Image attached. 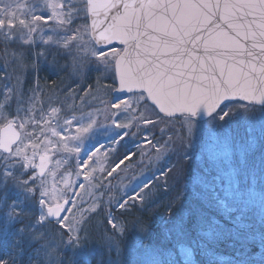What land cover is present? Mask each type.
<instances>
[{
	"label": "snow or ice",
	"instance_id": "1",
	"mask_svg": "<svg viewBox=\"0 0 264 264\" xmlns=\"http://www.w3.org/2000/svg\"><path fill=\"white\" fill-rule=\"evenodd\" d=\"M18 7L19 14L7 10L0 0V44L9 55L13 54L9 49L14 48L18 57L14 63H27L29 57L33 61L46 58L45 50L37 51V46H54L66 59H71L77 74L90 65H95L101 74L94 86H85L83 96L87 99L81 100V104L101 100L103 107L93 106L94 110L80 119L71 113L82 109L67 106L59 98L56 102L62 107L52 106L46 110L38 98L40 89H25L19 75L14 85L4 86L0 119L7 116L8 124L0 133L3 141L0 143V216L5 218L0 233L7 237L10 230L15 229L14 246L22 249L25 241L35 245L37 258L42 251L51 254L44 241L54 237L56 243L52 247L57 259L52 264H76L59 259L60 253L79 249L90 218H95L92 214L105 211L109 247L119 253L118 242L127 231V215L151 201L152 192L145 189L152 181L146 179L136 186H125L122 192L120 185H113L117 189V199L110 196L103 207L93 202L81 208L74 199L79 193L72 179L61 181L62 187H58L56 173H48L47 161L41 162L40 155H29L26 149L18 146L17 131L30 120L42 126L44 123L55 125L50 131L63 144L48 140L51 150L59 148L68 154V160L74 158L79 171L70 175L83 176V181L95 188L103 177L119 180L124 171L122 165L126 167V162L137 155L133 151L118 158V148L112 145L120 147L126 138L141 135L145 143L152 144L157 159L176 147L171 136L163 144L160 140L153 143L144 132L142 125H167V120L153 118L159 114L167 118L178 116L182 128L187 130L180 142L184 152L181 160H197L195 138L200 123L209 125L215 133L217 127H224L235 116L249 112L250 106L260 105L264 111V0H79V5L71 0H25ZM80 19L85 22L74 23ZM109 73L115 77L114 85L102 83V78ZM113 93L124 95L109 99ZM232 107L237 112L234 113ZM62 108L63 120L60 119ZM37 113L41 117L38 121L35 119ZM97 114L103 117L99 124ZM98 128H102L110 140L108 147L104 142L91 143L92 138L99 135ZM146 151L142 148L141 154ZM109 153L116 155L109 158ZM102 159H109L107 168ZM173 171L165 165L158 170L157 176ZM247 171V162L242 159L241 172ZM183 173V168L176 170L177 175ZM218 179L220 187L216 186ZM252 179L256 180L254 174ZM185 180V193L192 191L194 197L202 194L214 197L224 186V177L219 173L205 181L204 193H197L192 181L187 177ZM70 183L74 187H69ZM112 187L108 188L109 192ZM12 188L22 198L11 200L9 190ZM79 188L84 191V183H80ZM228 188L231 208L237 213L233 219L238 235L246 227L244 207H258L264 216V162L254 188L241 189L231 178ZM116 210L120 211L119 217L113 214ZM166 212H173L171 203ZM205 227L207 234L217 239L231 234V230L212 221ZM150 236V232L146 233V238ZM259 242L264 248V223ZM195 246L200 247L199 243ZM181 251L184 264H193L192 249L182 247ZM206 255L207 264H221L215 256ZM0 264H17V260L13 258L10 262L0 257ZM152 264H162V261L154 259ZM228 264L254 262L240 254ZM259 264H264V255Z\"/></svg>",
	"mask_w": 264,
	"mask_h": 264
},
{
	"label": "rangeland",
	"instance_id": "2",
	"mask_svg": "<svg viewBox=\"0 0 264 264\" xmlns=\"http://www.w3.org/2000/svg\"><path fill=\"white\" fill-rule=\"evenodd\" d=\"M5 8L9 11H16L19 14V5L24 3L25 0H3ZM73 4L79 5V0H71ZM84 19L75 21L74 23H84ZM18 47V46H16ZM3 44H0V61L4 56H9L12 69L15 74L11 77L12 85L16 82V77L19 75L23 81L24 88H39L38 98L43 102V106L46 110H50L52 106L62 107L60 103L56 100L59 98L67 106H74L76 109H82L80 111H75L71 113L75 115L78 119L85 116L86 113L92 112L94 107H103L101 100H88L86 105L81 104V100L87 99L83 96V89L85 86H94L100 73L96 71L95 65H90L83 73L77 74L74 70L72 61L70 58H65L62 51L54 46L38 45L37 51L45 50L46 58L41 57L38 60L33 61L29 57L27 63H14L18 60V57L14 53V48H10L9 52L12 55L5 53ZM35 63L36 67L33 68L32 64ZM3 63L0 62V67ZM23 69V73H21ZM13 75V74H12ZM11 75V76H12ZM61 79L62 86H55L54 89L49 90L47 85L51 80ZM77 81L79 83H77ZM102 83L106 85H114L116 83L115 77L112 73L107 74L102 78ZM30 85V87H29ZM71 89L69 92L68 90ZM49 90V91H48ZM95 91V87H93ZM115 93L112 94L109 99L113 98ZM71 97V98H69ZM79 97V99H77ZM51 98V103L49 100ZM231 106V105H230ZM40 107L39 105L37 106ZM251 110L245 115L235 116L231 122H229L224 127H217L215 133L211 131V127L205 123H200L198 125V132L195 138V155L197 160L184 159L181 160V156L184 155L183 150L180 147L181 138L187 135V130L182 128L181 120L179 118H164L161 115L153 117L154 119H165L168 121L167 125L161 124L159 127L155 125H142L144 132L148 133V139L155 143L157 140H166L169 136L173 138L176 143V147L170 149L169 152L163 157L157 159L155 149H153L152 144L145 143L144 137L137 135L136 137H128L125 141L121 142L120 147L112 145L113 148H118V154L123 151V155L135 151L137 155L133 157L132 160L126 162V167L122 165L123 174L120 176L119 180H115L110 177H103L99 184L95 188L88 185L87 182L83 181V176L77 178L74 174H70L79 171L73 161L74 158L68 160V154L63 153L57 148L52 151V145L47 143L48 140H52L53 143L62 146L63 141L56 136H53L50 129L55 125L44 123L43 126L39 123H33L31 120L23 127L18 129L22 134V139L19 143L20 148L26 149L29 155L36 153L42 157L41 162L47 161L51 163V168L48 173L55 172V179L57 181V186L62 187L60 183L63 180H73L77 184L76 192L79 193L78 196L74 197L76 203L81 208H87L91 203L96 202L101 204V207L107 204L108 198L111 196L113 200L118 198L117 189L112 187L113 185H120V191L125 190V186L133 187L141 184L143 181L151 180L148 189L145 191H151L153 194V185L158 188V182H167L170 185H181L182 194H185V177L192 181L193 187L197 193H204L205 181L210 180L212 177L217 176L219 173L224 177L223 187L213 197L212 194L200 195L199 198L207 199L211 198L212 201H218L220 205L219 208L225 210L224 212L228 215L230 219V224L228 227L221 226L225 230H231L230 238L240 239V242L245 246L246 241L250 243H259L261 233L256 230L257 235L250 237H245L240 234H236L235 221L233 217L237 214L234 209L231 208L232 199L229 195L228 181L229 178L236 181L237 186L241 189L247 190L250 186L253 188L259 181V172L262 162H264V111L261 107L250 106ZM115 111V110H113ZM232 111L235 113L237 109L232 107ZM65 118V113L62 108L60 119ZM102 114H97L98 124L99 120L102 119ZM5 125L0 126V130L8 124L7 116H5ZM35 119L38 121L41 119L39 113H37ZM109 123H111L109 121ZM220 125H224V122H220ZM163 129V131H161ZM97 131L99 135L92 138L91 143L95 145L97 142H104L105 147H108L111 143L107 138L106 134L103 133L102 128H98ZM119 131V130H116ZM227 137V139H225ZM139 143V147L137 146ZM244 145V146H243ZM146 149L145 154H141V150ZM104 149H101L103 152ZM46 154V155H45ZM81 156L84 155L82 152ZM116 155L115 153H109V158ZM100 157V153L97 154ZM95 159V158H94ZM242 159L247 162L248 171L246 173L241 172V161ZM65 160L68 163L65 164ZM101 162L104 164L105 168L109 166V159H102ZM74 164V168L71 169V165ZM167 165L174 169L173 172L167 173V175L157 176L158 170H162L164 166ZM91 167V165H89ZM70 168V170H69ZM183 168L184 173L182 175H177L176 170ZM87 172V169H84ZM253 174L256 180L252 179ZM100 175V174H96ZM117 174L114 173L113 177ZM46 178L51 179L50 176ZM158 181V182H157ZM84 183L85 190L81 191L79 184ZM95 183V181H93ZM221 181L218 179L216 186L220 187ZM69 187H74V184L70 183ZM112 187V191L109 192L108 188ZM65 194L68 193V189H64ZM157 191V190H156ZM192 193V191H188ZM153 197V195H152ZM205 197V198H204ZM18 198H22L18 196ZM82 198V199H81ZM209 200V199H208ZM215 204V203H213ZM73 212L76 211L75 208L72 209ZM99 212V210H98ZM107 215V211L104 214H92L95 218H90L83 237V244L79 249L62 251L60 253L59 259H63L65 262L75 261L76 264H116L117 261L120 264H152V261L160 260L162 264H184V256L181 251L182 247H188L187 242L177 243L171 247L169 250H161L152 246L151 243L142 244V237L139 235L138 238L131 243H127L123 240L119 241V253L114 251L109 247V232L107 225H105L104 218ZM4 217L0 216V226L4 223ZM260 224L264 222V216H262L259 208H253L251 206L243 208V223H249L253 225L256 220ZM97 227V233L95 237L96 230L92 226ZM261 225V224H260ZM23 227V225H20ZM132 229L129 226L127 231L134 233L137 230H142L145 236L147 228L145 226L138 227V224L133 223ZM255 227H259L255 225ZM146 228V229H145ZM138 230V231H139ZM99 231V232H98ZM242 231V230H241ZM141 232L139 231V234ZM15 235V229L10 230V234L4 237L0 233V252L5 250L4 247L7 246V251L10 253L12 258H20L22 260L25 252H29L28 264H52L54 260L57 259L55 255V248L52 247L56 243L55 238L51 240H45L44 244L50 251V255L46 252H41L40 256L37 258L35 256V245L29 244L27 241L23 242L22 249L14 246L13 238ZM136 237V236H135ZM207 242L221 244L224 241V237L215 238L213 235H208L207 232L202 235ZM5 239L7 242H5ZM19 238H17L18 240ZM5 242V243H4ZM124 243L125 245H122ZM174 243V242H173ZM137 248V249H136ZM210 251L209 246L206 248ZM193 251V250H192ZM240 249L238 250V255H240ZM221 262L227 261L226 258L219 257ZM231 261V260H229ZM228 261V262H229ZM193 263H194V253H193ZM18 264V262H17ZM257 264V263H256Z\"/></svg>",
	"mask_w": 264,
	"mask_h": 264
},
{
	"label": "trees",
	"instance_id": "3",
	"mask_svg": "<svg viewBox=\"0 0 264 264\" xmlns=\"http://www.w3.org/2000/svg\"><path fill=\"white\" fill-rule=\"evenodd\" d=\"M2 50H4V48ZM6 61L10 62L9 56H4L0 61L3 63L0 67V103L3 102L2 96L6 91L4 86L6 84L12 85L11 77L15 74L12 67H10L12 65L9 62L5 64ZM60 80L61 79L51 80L47 85L50 87L48 89L51 90L54 89L55 86H62L64 83L61 84ZM8 114H11V109H9ZM5 121L6 119H0V126L5 125ZM123 156V151H120L118 158H122ZM73 168L74 164L71 165V169ZM165 185L166 182H158V188H155V185H153L152 190L154 191L151 201L145 205H140L132 209L131 214L127 215L126 218L127 229L129 226L132 229L133 223H136L138 227L145 226L147 228L146 233L150 232L151 236L146 238V234L144 236L142 230L138 229L141 232L139 234V231L135 228L136 231L134 233H132L133 231H126V235L123 237L126 244L135 241L137 238V242H139V235L143 238L141 241L142 244L149 242L152 246L160 248L161 250H169L176 243L178 246L179 243L187 242L189 248L192 249L194 253L193 264H207L208 256L206 253H210L217 259L219 257L226 258L227 261L221 262V264H228L229 260H233L238 256V250L240 249V254H243L246 258L253 261L254 264H259L261 256L264 255V248H262L259 243H250L246 241L243 247V243L240 242L239 238L235 240L234 238H230L229 235L224 237V241L221 244H215L214 242L210 243L202 238V235L207 232L205 226L209 221L219 226L228 227L230 224V219L224 212L225 210L218 207V205H220L218 201H212L211 198L201 199V197H194L192 193L188 192L187 194H182L180 184L170 185L167 183L166 187ZM18 196L20 195H18L16 189L12 188L9 190V197L11 200L19 199ZM170 203L173 205V212L171 214L166 212ZM104 213L105 212H101L100 214L102 215ZM113 214L119 217L120 211L116 210ZM169 216H171V219H169ZM255 221L256 223L253 225H249V223L245 222L246 227L243 228L242 231L240 230L239 234L250 237L257 235L256 230L261 233L262 223L264 222H261L260 225L258 223L259 219ZM255 225L259 227H255ZM97 227L96 225L92 226V228L96 230L95 237L99 238L100 235L99 237L96 236ZM234 230H236V228H234ZM5 242H7L6 239ZM197 243H199L200 247L195 246ZM121 244L125 245L124 243ZM207 245L210 251L206 249ZM6 248L7 246L4 247L5 250L0 252V257H5L11 262L13 258ZM28 258L29 252H25L21 261H19L20 258H18V260L17 258L15 259L18 264H28ZM218 260L220 261V259Z\"/></svg>",
	"mask_w": 264,
	"mask_h": 264
},
{
	"label": "water",
	"instance_id": "4",
	"mask_svg": "<svg viewBox=\"0 0 264 264\" xmlns=\"http://www.w3.org/2000/svg\"><path fill=\"white\" fill-rule=\"evenodd\" d=\"M117 47H120L119 45H117ZM115 95H124L123 93H115ZM233 103H235V102H233ZM255 107H261L260 105H254ZM222 107H223V105H222ZM162 117H163V114H160ZM164 118H167V117H164ZM172 118H178V116L177 117H172ZM208 118H205V120H207ZM7 126V125H6ZM5 126V127H6ZM5 127H3L1 130H0V133H2L3 132V130H4V128ZM17 135L19 136V140H18V144H19V142H20V140H21V132L18 130L17 131ZM3 141H2V139H0V143H2ZM50 166H51V164L50 163H47L46 164V168L49 170L50 169Z\"/></svg>",
	"mask_w": 264,
	"mask_h": 264
}]
</instances>
